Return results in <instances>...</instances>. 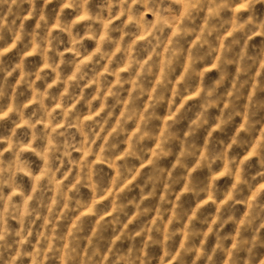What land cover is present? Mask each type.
<instances>
[{
  "label": "clouds",
  "instance_id": "clouds-1",
  "mask_svg": "<svg viewBox=\"0 0 264 264\" xmlns=\"http://www.w3.org/2000/svg\"><path fill=\"white\" fill-rule=\"evenodd\" d=\"M0 264H264V0H0Z\"/></svg>",
  "mask_w": 264,
  "mask_h": 264
}]
</instances>
